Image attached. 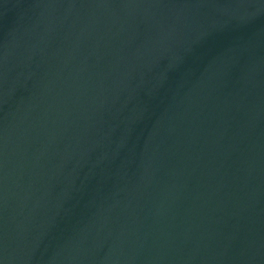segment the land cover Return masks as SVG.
I'll list each match as a JSON object with an SVG mask.
<instances>
[{"label":"water","instance_id":"95a60500","mask_svg":"<svg viewBox=\"0 0 264 264\" xmlns=\"http://www.w3.org/2000/svg\"><path fill=\"white\" fill-rule=\"evenodd\" d=\"M0 264H264V0H0Z\"/></svg>","mask_w":264,"mask_h":264}]
</instances>
